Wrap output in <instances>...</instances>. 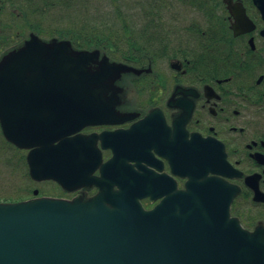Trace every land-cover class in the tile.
<instances>
[{"label":"flooded vegetation","instance_id":"1","mask_svg":"<svg viewBox=\"0 0 264 264\" xmlns=\"http://www.w3.org/2000/svg\"><path fill=\"white\" fill-rule=\"evenodd\" d=\"M10 65L27 83H85L91 116L69 137L91 139L101 163L136 169L128 157H147L185 189L169 157L177 168L199 162L232 189L229 215L264 255V0H0V71ZM18 97L11 109L58 112L53 96ZM63 191L55 196L89 199L100 188Z\"/></svg>","mask_w":264,"mask_h":264},{"label":"water","instance_id":"2","mask_svg":"<svg viewBox=\"0 0 264 264\" xmlns=\"http://www.w3.org/2000/svg\"><path fill=\"white\" fill-rule=\"evenodd\" d=\"M13 68L0 71V126L6 139L30 149L31 177L66 188L94 184L100 192L86 200L0 202V264H264V255L256 254L229 216L232 189L207 176V168L188 161L177 168L169 157L172 172L188 177L185 189H177L168 176L146 167L154 164L147 157H128L136 169L118 157L100 164L91 139L69 137L91 116L85 83L49 75L27 83ZM22 93L29 99L53 96L58 112L42 119L32 109L38 103L11 109L10 100ZM147 127L145 121L126 132ZM98 166L99 176L92 175ZM144 197L160 201L144 209Z\"/></svg>","mask_w":264,"mask_h":264},{"label":"trees","instance_id":"3","mask_svg":"<svg viewBox=\"0 0 264 264\" xmlns=\"http://www.w3.org/2000/svg\"><path fill=\"white\" fill-rule=\"evenodd\" d=\"M6 152L10 153L9 159L6 158L5 160L7 169H9V171H11L15 177L19 176L15 175L14 172H22V175H20L21 179H23V177L25 176L26 182H14L7 180V183H10V185L6 186L7 192H0V201H16L24 199L31 195L32 190V185L30 184L32 180L28 174L25 151L14 146L8 140H6L0 130V156H3L4 154H6ZM24 168L25 171L23 170ZM22 170L25 172L24 174Z\"/></svg>","mask_w":264,"mask_h":264},{"label":"rangeland","instance_id":"4","mask_svg":"<svg viewBox=\"0 0 264 264\" xmlns=\"http://www.w3.org/2000/svg\"><path fill=\"white\" fill-rule=\"evenodd\" d=\"M6 154H7V156H6ZM6 154H4L3 156H0V172H1L0 192H7L6 186L10 185V183H7V180L14 181V182H26L25 176L23 177V179H21L20 175H22V172L21 173L14 172L15 175L19 176V177H15L12 174V172L9 171V169H7V164H5V160H6V158L9 159L10 153L6 152ZM23 170L25 171V168ZM24 171H23V174L25 173ZM30 184L32 185V188L37 187L39 190V193H41V194H52L53 190L55 189L54 184H52L50 182H39V183L31 182Z\"/></svg>","mask_w":264,"mask_h":264},{"label":"bare ground","instance_id":"5","mask_svg":"<svg viewBox=\"0 0 264 264\" xmlns=\"http://www.w3.org/2000/svg\"><path fill=\"white\" fill-rule=\"evenodd\" d=\"M172 158V157H171ZM173 159V158H172ZM174 164H175V162H174Z\"/></svg>","mask_w":264,"mask_h":264}]
</instances>
